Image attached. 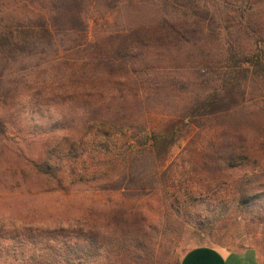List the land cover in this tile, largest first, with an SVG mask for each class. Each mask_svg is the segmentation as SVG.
Returning a JSON list of instances; mask_svg holds the SVG:
<instances>
[{"label":"trees","instance_id":"obj_1","mask_svg":"<svg viewBox=\"0 0 264 264\" xmlns=\"http://www.w3.org/2000/svg\"><path fill=\"white\" fill-rule=\"evenodd\" d=\"M248 2H224L229 15L223 23L197 4L177 10L172 20L129 26L101 44L74 48L93 49L84 58H15L21 68L12 73L13 80L0 76V136L5 137L11 119L39 111L52 130L29 171L53 191L121 196L117 203L108 200V209L92 211L108 215L122 249L158 235L154 215L200 228L212 224L200 215L191 218L195 201H171V193L183 190L174 182L177 173L199 178L201 192L232 190L250 213L264 198V55L259 54H264V22L254 20ZM75 19L72 33L81 20ZM247 44L254 49L244 51ZM171 70L191 76L171 82ZM258 89L262 95L255 93ZM167 103L181 120H147ZM49 106L60 118L49 119L39 110ZM178 145L185 159L175 153ZM160 191L165 200L156 215L149 202ZM260 218L264 221V214ZM92 232L83 228L56 243L60 246H45L46 259L51 264L82 261L81 254L93 245Z\"/></svg>","mask_w":264,"mask_h":264},{"label":"rangeland","instance_id":"obj_2","mask_svg":"<svg viewBox=\"0 0 264 264\" xmlns=\"http://www.w3.org/2000/svg\"><path fill=\"white\" fill-rule=\"evenodd\" d=\"M229 1L70 0L65 3L64 0H0V76L7 83L13 80L12 73L21 68V64L14 63L15 58H84L93 49L78 51L74 48L90 43L101 44L106 36L132 25H149L156 18L172 20L177 10L197 4L203 10H210L223 23L229 15L224 2ZM248 6L255 14L254 20L264 22V0H249ZM78 16L81 20L76 21L77 30L72 33L69 28ZM252 49L253 44L243 45L244 51ZM177 76L189 78L191 75L185 70H171V82ZM260 89L264 90L262 86ZM255 93L262 95L259 89ZM165 105L169 107H160L155 113L147 114V120L175 123L182 119L173 114L175 108L171 103ZM3 106L0 102V117L4 114ZM55 108L49 106L39 110L44 111L47 118L53 116L57 119L60 116L54 114ZM26 112L22 118L11 119L5 137L0 136V264H51L46 259L50 252L44 247L60 246L56 243H61L65 236H75L88 227L93 228V245L90 250V245L87 246L88 254H84L85 250L81 254L83 260H77L76 264H180L182 257L197 247L233 253L253 251L259 264H264V221L260 218L264 214V198H259L256 207L248 213L249 209L241 202L243 199L239 194L219 188L209 193L201 192L199 178L192 180L180 173L176 174L178 177L174 182L177 185L182 183L183 190L179 187L177 191L182 190L180 193H171V201H195L191 218L200 215L214 220L212 224L200 228L186 220H168L163 214L154 215L155 223L160 225L158 235L151 240L142 237L139 243H130L122 249L114 241L116 230L105 220L108 215L92 211L108 209V200L117 203L122 200L121 196L83 190L53 191L29 171V162L42 154L47 134L52 129L43 125L41 121L45 117L41 118L39 111L34 115ZM179 128H183V124H179ZM85 143L91 146L93 141ZM180 146L175 148V153L179 159H185L186 155L181 154L183 145ZM145 168L149 173L154 171L153 165ZM164 200L161 191L151 197L149 207H153L156 215ZM254 258L253 253L247 254L239 264H254Z\"/></svg>","mask_w":264,"mask_h":264},{"label":"crops","instance_id":"obj_3","mask_svg":"<svg viewBox=\"0 0 264 264\" xmlns=\"http://www.w3.org/2000/svg\"><path fill=\"white\" fill-rule=\"evenodd\" d=\"M253 253L254 264H259L253 251L227 252L212 247H197L188 251L181 259L180 264H239L247 254Z\"/></svg>","mask_w":264,"mask_h":264}]
</instances>
